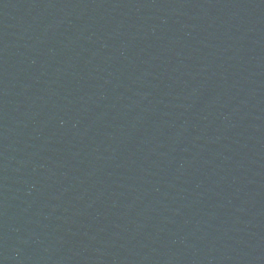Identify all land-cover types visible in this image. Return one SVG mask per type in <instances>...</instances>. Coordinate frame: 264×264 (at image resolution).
I'll list each match as a JSON object with an SVG mask.
<instances>
[{
  "label": "water",
  "instance_id": "95a60500",
  "mask_svg": "<svg viewBox=\"0 0 264 264\" xmlns=\"http://www.w3.org/2000/svg\"><path fill=\"white\" fill-rule=\"evenodd\" d=\"M0 264H264V0H0Z\"/></svg>",
  "mask_w": 264,
  "mask_h": 264
}]
</instances>
